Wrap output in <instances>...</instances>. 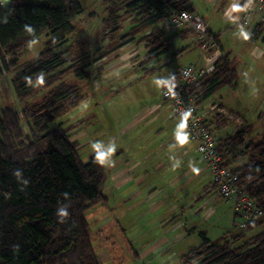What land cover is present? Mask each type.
<instances>
[{"label":"trees","instance_id":"1","mask_svg":"<svg viewBox=\"0 0 264 264\" xmlns=\"http://www.w3.org/2000/svg\"><path fill=\"white\" fill-rule=\"evenodd\" d=\"M104 2L113 9L119 4L124 10L120 16L113 10L107 26H115L117 20L129 16L137 23L124 38L181 11L193 13L189 0ZM82 13L80 0H45L38 4L10 0L8 5L0 7V61L5 74L10 73L9 68L15 69L14 62L5 63V56L15 57L29 43L43 35L48 37L44 51L14 74L12 84L17 98L22 100L37 90L54 87L40 106L25 105L22 109L29 136L23 137L16 111L8 107L0 111V264H100L89 239L85 214L107 202L102 194L107 180L106 165L98 164L94 153L83 163L67 132L60 126L48 127L81 101L76 87L59 83L58 69L68 60L66 49L60 48L72 32L70 20ZM25 25L34 31H25ZM86 57L71 65L79 79L87 77L83 62ZM40 73L44 74L43 84L37 80ZM25 77H31V85ZM237 78L226 55L210 74L198 77L188 91L205 101L222 87L235 86ZM245 132H236L220 141L224 158L235 156ZM245 150L247 163L235 172L245 194L264 208V133L258 143L248 145ZM62 208L68 211L63 223L58 215ZM263 225L264 217L254 219L233 239L221 244L211 243L200 233V246L183 256L181 262L264 264V228L244 244H236Z\"/></svg>","mask_w":264,"mask_h":264},{"label":"rangeland","instance_id":"2","mask_svg":"<svg viewBox=\"0 0 264 264\" xmlns=\"http://www.w3.org/2000/svg\"><path fill=\"white\" fill-rule=\"evenodd\" d=\"M22 1L38 4L45 0ZM232 1L189 0L197 15L206 21L212 22L211 30L219 34L221 45L229 56L234 59L233 66L238 75L236 85L222 87L210 97L209 101L222 104L224 111L229 116H236L243 121V126L239 129L226 116L223 117V121L220 119L216 121L215 114H211L210 119H208L212 122V129H210L206 122L205 124L211 133H213V130L216 133L215 130L219 129L218 135L223 139L227 135L235 134V130L237 132L246 130V138H243L241 148H239L240 146L237 148L235 156L229 155L234 162L238 161L237 166H241L243 163L246 164L248 160L246 147L252 143H258L264 133V59L255 61L247 58L243 51L245 50L243 42L235 38L237 34H243V31L239 29H246L237 26L232 27L231 22L224 19V7ZM2 2L5 6L10 3V0H2ZM214 3L216 4L215 7H213ZM80 4L83 8V13L70 20L72 32L66 36V44L60 48V50L66 49L68 60L58 70L61 71L59 83L76 87L78 94L81 96V101H79L75 108L57 117L48 127L50 129L60 126L67 132L72 145L78 151L83 163H87L94 153L90 147V144L94 141H102L107 145L109 141L114 140L116 146H119L122 149L121 151H125L127 155H134L140 151L142 153L145 145L148 149L154 146L152 142L160 133L154 132L152 127L145 129L142 125L135 126L133 129L126 131L134 121L133 116L136 112L147 108L144 112L146 115L152 109V106H155V108L160 107L159 103L164 105L162 85L158 87L154 81L159 78H165L170 74L172 75L179 68L187 65H194V63L201 65V52L196 48H192L191 51L186 52L177 59L168 55L163 61L151 62L150 60L148 61L151 62L150 69L153 70L146 73L139 66H145L146 64L145 60H142L148 54L145 47L152 48L154 43H151L152 36L143 38L144 33H141L134 39L138 41L140 38H143L141 41L144 43V47H139V51L135 54V57L130 56L121 60V62L116 60V58H104L100 60L102 52H107L112 46H116L118 41L122 40V38L119 40L121 35L127 34L135 23L126 24L124 20H121L118 23L120 32L117 36V33L113 31L114 28H112L114 26H107V20L113 10L116 14H123L124 10L122 6L116 4L115 9H113L104 0H80ZM187 39L190 40L191 36H188ZM47 41L48 37L43 35L20 50L15 57L5 56V63L11 65L14 62L15 67V69L9 68L10 73L8 74L4 73V66L0 61V111L7 107L16 111L20 120L23 137L29 136V132L25 123L26 119L21 112L22 109L25 105L29 107L33 105L40 106L48 97V93L54 90V87L37 90L32 95L20 100L16 96L12 80L18 69L32 62L44 51ZM260 47L264 49V44H260ZM176 48H178V44L175 43L170 52ZM86 55L87 57L83 62L86 64L85 72L87 77L79 79L75 76V68L71 65L73 61H77V59L83 58ZM243 60H246V63ZM126 69L129 70L127 71ZM123 70L126 71L122 72ZM202 72L204 75L209 73L205 68ZM134 74L135 76L132 77ZM65 102H69V100ZM165 105L167 106L166 103ZM213 106L215 107V105ZM215 109L211 110L216 111ZM167 111L172 118H176L171 114L170 109ZM226 121L227 124H225ZM166 146L168 147L169 144ZM163 154L158 158L159 160H164L166 166H172L175 162L169 159L172 155L179 160V156L175 155L174 152L169 157H165ZM114 157L113 155L111 159ZM197 157L199 158V156L195 155L194 158L198 159ZM119 158L125 164L126 157L124 159L123 157ZM143 158V154H140L135 159H139L142 162ZM119 160L118 162H120ZM136 163L140 165L139 161H136ZM152 164L145 163L142 169L141 167L138 169L137 175L139 176L142 175L144 177L147 173L144 177L143 185H140L139 188L143 189L151 182L158 184V187L166 184L167 180L161 178L163 174L160 176L159 172L153 171ZM112 166L113 164H111V169H113ZM199 166L202 167L203 165L199 164ZM235 166L236 164L232 165V167ZM109 170L108 168L106 170L108 180H110ZM166 172L170 176H168L169 178L175 175L170 169ZM205 178L203 174L202 180H207L206 176ZM161 188H166V186ZM102 194L109 199V208H104L106 204L98 205L89 209L85 214V219L89 224V239L100 264H102L98 259L100 258V254L107 255V260H104L103 264H156V261L154 259L152 261L150 258L135 259L132 256L131 250L132 247L136 249L135 245L138 241L141 245L143 243L148 245L156 241L159 236L162 239H167L171 251L179 254L178 243L175 247L171 245L173 244L171 243V237L165 236L162 233L163 229H160L158 221L153 217L144 220L139 219L138 214L144 209L143 205H140L136 210H129L126 214L128 220H120L119 214L115 213L120 210L119 207L113 211V208L117 204L114 201L116 200V193L113 183H108L107 187L102 190ZM180 205L183 206L182 203ZM207 210L204 207V202H202L201 205L195 204L193 207H185L184 213L182 215L178 214L173 219L174 223H176L173 227H176L180 221L181 224L187 223L188 228L193 226L199 228L196 229L197 233L194 234L195 237L190 238L186 242V255L200 246L201 238L198 234L200 232H203L204 237L210 239L209 241L214 244L230 241L239 233L238 227L242 220L234 216L229 208L220 200H215L211 205V210L208 212ZM206 212L207 214L204 215ZM160 213L163 215L162 212ZM155 214L159 216L158 213ZM216 220L217 222H215ZM177 229L178 227L173 229V231L175 230L176 232ZM260 230L251 231L242 238L243 240H238L236 244H244L247 239L259 233ZM122 231L127 232L126 236L122 234ZM164 231L166 230L164 229ZM136 232L139 234L131 236ZM148 238L151 241L150 243H148Z\"/></svg>","mask_w":264,"mask_h":264},{"label":"crops","instance_id":"3","mask_svg":"<svg viewBox=\"0 0 264 264\" xmlns=\"http://www.w3.org/2000/svg\"><path fill=\"white\" fill-rule=\"evenodd\" d=\"M243 1L244 0H233L232 2L228 3V5L224 7V19H226V11L228 9H232V6L234 5L242 4ZM215 5L216 4L214 3L213 7H215ZM193 13L196 14L194 9H193ZM118 15L120 16L121 14ZM123 20L126 24L135 23L132 16H129L127 18L124 17ZM119 22L120 21L117 20L115 26L112 27L114 28L113 31L117 33V36L118 33L120 32L119 30L120 26H118ZM206 22L208 23L209 32L217 36V43L220 48L219 50L220 59L227 55L228 59L232 62L233 65L234 59L231 56H229V54L224 50L220 42L219 34L211 30L212 22L209 20H207ZM252 28L254 31L253 37H248L247 39H245V34L248 33V30L239 29L243 31V34L242 33L241 35L237 34L235 38L236 40L238 41L240 40L243 42V47L245 49L243 51L246 54L247 58H251L252 60L259 61L264 59V49L260 47V44H264V23H258L257 21H254L252 23ZM141 33H144L143 38L147 36L149 37L152 36L151 43H154V46H152V48L145 47V49L148 51L147 52L148 54L145 55L146 57L142 60H145L146 64L145 66L143 65L139 66L146 73L153 70L150 69L151 62L163 61L164 59H166L168 55H171L174 59H177L186 52L191 51L192 48H196L200 51V49L198 48L195 42L194 35L192 34L191 31L189 33V31L186 29H172L166 24L165 21H161L138 34L131 35L126 38H123V36L125 37L127 34L121 35L119 40H121V38L122 40L118 41L116 46L114 47L112 46V48L108 49V51H110L109 54L107 53L108 51L102 52L100 56V60L104 58H116V60L121 62V60L125 58H129L130 56L135 57V54H137V52L139 51L138 50L139 47L141 46L144 47V43L141 41L143 38H140L138 41H135L134 39L137 35H140ZM188 36H191L190 39L191 42L190 40L187 39ZM135 43H137L136 46H134ZM175 43L178 44V48L170 52L171 48ZM105 53H107V55H105ZM150 60L151 62H148ZM243 61L246 63V60ZM194 65H196L197 68L200 70L204 68L203 57H202L201 65L197 63H194ZM129 69L126 70L128 71ZM180 69L181 68H179L174 74H172L175 76L176 79L174 82L175 84L178 82V73ZM126 70H123L122 72H125ZM202 75H204L203 72L201 73V76ZM134 76L135 74L132 77ZM209 99L210 98H208L205 101L199 102L198 114L202 117L203 121L207 123L210 129H212L211 127L212 122L208 120L210 119L211 114H215L214 116L216 121H218V119L223 121L222 119H224L223 118L224 115L220 114L217 111L211 110L212 106L217 105L220 109H223L224 107L222 104L210 102ZM158 105L160 106L158 108L152 106V109L146 115L144 114V112L146 111L147 108L136 112L135 115L133 116L134 121L131 123L130 127L126 130L128 131L129 129H133L135 126H140V125H142L145 129H149L152 127L154 132L160 133V135L157 136L158 139L155 138L154 141L152 142L154 146L148 149L147 146L145 145L142 153H140L141 152L140 151L139 153H136L134 155H127L125 151L124 152L121 151L122 149H120L119 146H116L118 147V149H116V152L114 154L115 156L113 158L114 160L112 159L114 161V164L112 166L113 169H111V165L109 164H106L105 166V173L107 168L108 170L111 169L112 171L109 170L110 180H108L107 178L104 188L107 187L108 183H113V188L115 189V193H116L115 194L116 200L114 201H116L117 203L116 207L113 208V211L117 207H119L120 210L118 212L116 211L115 213L119 214V216L121 217L120 220L122 219H124L125 221L128 220L126 218L127 212L129 210H136L140 205H143L142 207L144 209L138 214L139 219L144 220L153 217L156 221H158V224L160 225V229H163L162 233L165 236L171 237L172 240L171 243H173L171 245L173 247H175L177 243L179 245L180 252L179 254H176L175 252L171 251V249L169 248L167 239H162L159 235H158L159 238L153 242L149 241L150 239L148 238L147 239L149 241L148 243L151 242V244L148 245L144 243L141 245V243L138 241L135 245L136 249L132 247L131 250L132 256L135 259L150 258L152 259V261L154 259L156 261V264H181V258L185 256L187 253L185 252L187 249L186 242L187 240H190V238L195 237L194 234L197 233L196 229L199 228L197 226L188 228L187 223L184 222L183 224H181V222L179 221L176 226L178 227V229L175 232V230L173 231V229L176 228L173 227L174 224H176L174 223L173 220L174 217L177 216L178 214L182 215L184 213L185 207L187 206L193 207L195 204L201 205L202 202H204V207L205 209H208L207 210L208 212L211 210L212 203L215 200H219V199L216 196L215 189L212 187L209 174L204 170L203 166L202 167L199 166V164L201 165L202 162L201 161L199 162L200 159L198 157H197L198 159L194 158L195 155L198 156V154L195 152L194 143L189 142L184 146L177 145L176 148L171 149L172 151L169 149V146L175 143L174 133L176 131L177 125L180 123V119L172 118V116L167 111L169 109H167L168 106H166L165 103L164 105H161L160 103ZM225 124H227V121L225 122ZM215 131L216 133L214 132V130L213 133L219 142L225 139V138L224 139L221 138L218 135L219 129L218 130L216 129ZM234 132L236 133L237 130H235ZM244 137L246 138V132ZM167 144H169L168 147L166 146ZM172 152H174L175 155H178L179 160L181 161L180 167L174 170L172 166H166L164 164V160H159L158 158L163 153L166 154V155L163 154L165 157H169V155ZM140 154H143L144 156L142 162L139 159H135ZM119 157H123V159L124 157H126L127 160L125 161V164H123L119 160L120 159ZM118 160L120 162H118ZM136 161H139L140 165L139 163H136ZM190 162H194L195 165L198 166V168L200 169L199 175L193 174L191 172V169L189 167ZM226 162L229 164V167H231L233 170H236L240 167V165L237 166L238 161L234 162L233 159L230 158V156L226 157ZM145 163H153L151 166L153 167L152 168L153 171L159 172L160 176L161 174H163L161 178L166 179L167 181L166 184H164L161 187L166 186V188L158 187V184H155V182L148 183V185L145 186L143 189L139 188L140 185H143L144 177L146 176L147 173L144 175V177H142V175L139 176L137 175L138 169L140 167L142 169ZM234 163L236 164V166L232 167V165H235ZM169 169L170 171L172 170L173 174L175 173V175H173L171 178H169L170 176L167 174V172L165 173V171H168ZM203 174H204V179H206L205 178L206 176L207 180L204 181L202 180ZM205 181L206 183H204ZM105 198L107 199L106 196ZM109 202H110L109 199H107L106 207L104 208L106 209L109 208L108 205ZM180 203H182L183 206H181ZM160 212H162L163 215ZM207 212L204 215H206ZM155 213H158L159 216L156 215ZM215 222H217V220ZM262 228H264V225L260 227V229ZM164 229L166 231H164ZM260 229L257 228L256 230H260ZM205 232L207 233V231ZM122 234L126 236L127 232L122 231ZM137 234L139 233L138 232L133 233L131 236ZM99 257L100 258L98 259L102 264L104 260H107V255L105 254H100Z\"/></svg>","mask_w":264,"mask_h":264},{"label":"built area","instance_id":"4","mask_svg":"<svg viewBox=\"0 0 264 264\" xmlns=\"http://www.w3.org/2000/svg\"><path fill=\"white\" fill-rule=\"evenodd\" d=\"M2 6L3 2L0 0V7ZM226 19L231 22L232 27L245 28L248 30L247 36L253 37L252 23L254 21L264 23V0H244L242 4L234 5L232 9L226 11ZM165 22L172 29H186L194 34L195 42L202 53L204 68L210 74L220 59V48L215 35L208 30V23L198 15L187 11L174 14ZM204 68L202 69L204 70ZM202 69H198L196 65L182 67L178 73V82L172 91L162 85V99L169 107L171 114L178 119L182 112L191 110L186 129L190 136V142L194 143L195 152L198 154L204 170L210 176L217 198L229 208L234 216L242 220L238 227L241 230L250 221L263 218L264 208L258 206L245 194L244 187L239 183V175L229 167L226 158L219 149L220 142L198 114L200 100L188 89L201 76ZM211 109L226 116L239 129L243 126V121L236 116H229L217 105Z\"/></svg>","mask_w":264,"mask_h":264},{"label":"clouds","instance_id":"5","mask_svg":"<svg viewBox=\"0 0 264 264\" xmlns=\"http://www.w3.org/2000/svg\"><path fill=\"white\" fill-rule=\"evenodd\" d=\"M234 10H238V9H234ZM24 27H25V31L29 33H32L34 31V29H32L27 25H25ZM247 38L248 36L247 34H245V39ZM37 80L38 83L43 84L44 74L40 73ZM25 81L29 85L32 84L31 77H25ZM174 81H175V76L170 74L168 77L156 79L154 83L158 87L163 85L165 87H168L169 91H172L175 88ZM190 116H191L190 109L181 113L180 123L177 125L176 131L174 133L175 143L169 146L170 150L176 148L177 145L184 146L190 142L189 133L186 131ZM90 147L95 154L94 159L98 164H100L101 166H104L106 164L109 165L114 164V161L111 159V157L116 152V143L114 140L109 141L107 145H105L102 141H94L90 144ZM169 159L175 161L172 165L173 170L180 167L181 161L176 159L174 155L170 156ZM189 167L193 174L199 175L200 169L195 165L194 162H190ZM64 195L65 197H67V193H65ZM58 215L61 218L60 222L63 223V218H67L68 211L62 208Z\"/></svg>","mask_w":264,"mask_h":264}]
</instances>
